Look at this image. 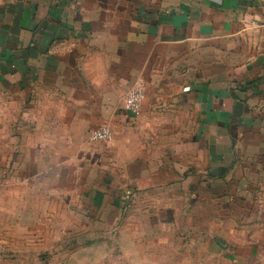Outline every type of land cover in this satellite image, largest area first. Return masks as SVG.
Wrapping results in <instances>:
<instances>
[{
  "label": "crops",
  "instance_id": "0c3cea01",
  "mask_svg": "<svg viewBox=\"0 0 264 264\" xmlns=\"http://www.w3.org/2000/svg\"><path fill=\"white\" fill-rule=\"evenodd\" d=\"M0 7L8 17L0 78L16 95L15 124L35 127L55 152L76 151L65 158L100 155L95 147L104 142L91 132L130 120L141 144L149 127H166L182 144L172 156L214 152L218 172L234 165L224 159L243 143L264 165V0H0ZM136 85L145 89L139 114L125 103ZM143 156L136 155L139 172L148 167Z\"/></svg>",
  "mask_w": 264,
  "mask_h": 264
},
{
  "label": "rangeland",
  "instance_id": "374dc122",
  "mask_svg": "<svg viewBox=\"0 0 264 264\" xmlns=\"http://www.w3.org/2000/svg\"><path fill=\"white\" fill-rule=\"evenodd\" d=\"M2 80L0 264H264V165L244 143L218 172L214 152L172 156L182 144L166 127L141 144L127 120L100 155L67 159L15 124Z\"/></svg>",
  "mask_w": 264,
  "mask_h": 264
},
{
  "label": "built area",
  "instance_id": "2783aa9c",
  "mask_svg": "<svg viewBox=\"0 0 264 264\" xmlns=\"http://www.w3.org/2000/svg\"><path fill=\"white\" fill-rule=\"evenodd\" d=\"M145 98V89L141 85L132 87L126 97V108L133 114H139L142 110ZM114 131L108 125H101L91 132V138L99 141H109L113 139Z\"/></svg>",
  "mask_w": 264,
  "mask_h": 264
}]
</instances>
